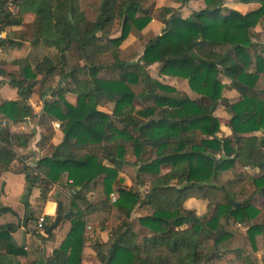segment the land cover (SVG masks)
<instances>
[{
	"label": "trees",
	"instance_id": "obj_1",
	"mask_svg": "<svg viewBox=\"0 0 264 264\" xmlns=\"http://www.w3.org/2000/svg\"><path fill=\"white\" fill-rule=\"evenodd\" d=\"M239 1L259 7L242 14L226 0H203V9L183 16L156 8V0H99L96 19L87 20L80 0H0V32L33 13V44L57 51L16 60L17 72L0 69L18 95L0 103V116L11 124L36 120L30 102L38 95L41 125L58 123L63 135L53 146L54 132L45 129L38 146L49 154L24 167V204L37 186L43 202L57 188L67 197L57 214L72 212L47 264H82L88 226L108 224V242L91 245L102 264H264V44L256 42L264 0ZM155 16L164 25L158 36L145 33ZM131 36L137 45L123 50ZM171 78L195 96L161 81ZM226 89L239 100L227 102ZM225 101L228 120L215 116ZM222 126L232 135L221 136ZM32 138L0 125V177L23 164L17 148ZM127 167L136 168L131 186ZM190 199L207 201L210 215L187 209ZM137 210L149 213L135 218ZM30 222L38 218L29 214ZM135 222L146 230L141 239ZM16 229H0V256L24 254L13 251Z\"/></svg>",
	"mask_w": 264,
	"mask_h": 264
},
{
	"label": "crops",
	"instance_id": "obj_2",
	"mask_svg": "<svg viewBox=\"0 0 264 264\" xmlns=\"http://www.w3.org/2000/svg\"><path fill=\"white\" fill-rule=\"evenodd\" d=\"M159 4H162V1L160 2L159 0ZM239 4L243 5L242 8L246 10L247 7L249 6V4L248 5H244L242 3ZM224 6L226 7V5ZM169 8H175V7H169ZM242 8L228 7V9L230 10L237 9L235 11L239 10L238 12L242 14H246L247 11L246 10L243 11ZM189 15L190 14H188L187 16ZM34 19L36 20L37 18L33 13L26 14L23 17L22 25L9 27L6 30L2 31V33L4 34V39L1 41L0 44V69L8 73L17 72L19 68L17 65L14 64V62L22 58L30 57L31 54L30 52L33 50V48L39 47L33 44L34 36H35V27L34 29H31L32 27L30 22H32ZM152 22L148 26L149 30L152 29L155 35L157 36L160 35L161 32L159 31L161 27L158 31L155 30L152 25ZM259 28H261L260 31L258 30ZM10 32H12V36ZM258 35L264 41V30L262 29L261 26L256 29V38L258 37ZM260 44H264V43H260ZM38 58H40V56H38ZM0 80L4 82L3 85L0 86V103L5 101L17 100L18 98L17 89L11 86L7 79L0 78ZM222 81L225 84H229V81L227 79H222ZM227 93L229 94V97L225 95ZM188 94L189 95L192 94L191 95L192 97L195 96L193 93H191L190 89ZM224 98L226 99L227 102L232 104L237 102L240 97L236 91L226 89L224 91ZM33 101L34 99L31 100L30 104L34 108V111L38 115V118L34 121H26L18 124L10 123L9 125L14 134L33 135L32 141L30 142L27 148H17V152L19 153L20 156L23 157V164L17 166L11 172L2 174V176L0 177V210L5 208L10 210L9 212H5L0 216V229L7 228L10 226L17 228L16 231L12 234V243L14 246L13 251L23 250L24 254L21 256H12L8 254L1 255L0 264H47L48 259L51 257L54 250L58 249L61 246L70 228L69 221H62L59 227L52 233V235H50L51 236L50 237L46 235L45 232L42 233L36 229L37 223L33 224L30 222L27 225L25 224L26 217L29 214L34 215V217L38 218V220L41 217H44L45 219L44 225L53 224L56 217L58 216L57 214L58 202L62 203L64 209H67V197L64 192L59 191L57 188L52 189L49 195V200L47 202H43L40 199L41 192L38 186L33 189L30 198L27 200L25 204L22 201V195L24 193L26 186V174L24 173V167L25 166L32 168L36 167L37 163L43 157L49 154L48 149H40L38 146V143L41 141L44 130L48 128L53 130L54 132V137L52 139L53 146H58L63 140V135L60 131V125L58 123H52V124L48 123L49 125L48 127L47 126L44 127L41 125V122L43 121V118L41 117L42 109L38 112L34 107ZM226 101L224 104H220L217 107L215 111V116L218 118L228 120L231 118L232 113L226 107V103H227ZM222 106L227 109L225 111L227 114L225 113V115L223 114L222 116L216 115ZM221 129L223 133L222 136L229 137L232 135L231 131L227 127L222 126ZM190 200H188L186 203H188ZM186 203H185V207H186ZM209 207L211 206L209 205ZM190 210H194V209H190ZM201 217H205V216H201ZM109 226L110 224H108V228L105 231H100L96 229V231L92 230L91 232L89 231L92 228L91 226H88L86 232L87 241L83 251L82 264H97L98 260L96 258V253L91 247L92 240L94 238L93 236L94 234H96V236L101 235L102 236L101 238H103V240H100L99 239L100 237H97L98 241L102 243L108 242L109 229H110ZM39 234H41V236L43 235L44 237H50V238L43 240L41 236H39ZM263 255H264V250L258 253L259 258H261Z\"/></svg>",
	"mask_w": 264,
	"mask_h": 264
},
{
	"label": "rangeland",
	"instance_id": "obj_3",
	"mask_svg": "<svg viewBox=\"0 0 264 264\" xmlns=\"http://www.w3.org/2000/svg\"><path fill=\"white\" fill-rule=\"evenodd\" d=\"M161 1H162V4H159V0H156V8L159 9V8H164V7H167V8L168 7H175L177 9H179L180 13L184 16L191 14L193 11H200L201 9L204 8V4H203L202 0H190L187 3H181L178 0H160V2ZM239 3H240L239 0H230V1L226 0L225 5H226L227 9H228V7H232V8L240 7V8H242L243 5H240ZM79 5H80L81 10L85 12L87 20H95L96 19L97 15H98V10H99V8H98L99 7V0H80ZM258 7H259L258 4L251 3L247 7V10L244 8H242V9H243V11L246 10L248 12V11L257 9ZM235 10H237V9H235ZM222 15H226V11H223ZM154 20L155 21L152 22L154 29L158 31L161 27V29L159 31V32H161L163 25H162L160 18L158 16H155ZM35 23H36L35 19L32 22H30L31 27H32V28L30 27L31 29H34V27L36 25ZM258 30L260 31L261 28H259ZM147 32H152L154 34L152 29L149 30V27H147L145 30V33H147ZM10 34L12 36V32H10ZM260 35H262V34H260ZM256 40L258 43H264L263 39L259 35L256 38ZM133 45H135V46L137 45L136 39L131 36L126 42H124V44L122 45V49L125 50V49H127ZM38 46L39 47H37V48H33V50L30 52L31 54L29 53L30 58H38V56H40V58H38V59H42L44 56H50V57L56 58L57 51H55L54 49L47 48L44 45H38ZM10 61H12V60H10ZM150 74L154 78L158 77L156 67H152L150 69ZM57 81H58V78L55 79L54 84H56ZM161 81L163 83L171 85V86H173V87H175L181 91L189 93L187 83L184 80H181V79H164ZM133 90L135 93H139L141 91L140 88H138V87L133 88ZM225 95H227L229 97L228 93ZM33 99H34V101H33L34 107L39 112L43 108V101L40 99V97L38 95H35ZM70 101L74 102V99L70 98ZM105 110L109 111V108L106 107ZM226 110L227 109L222 106L216 115H218V116H222L223 114L225 115ZM44 124H45L44 127L49 126L46 121ZM222 135H223V133L221 134V136ZM168 170H169V167L164 168V172H167ZM123 173H124L123 176H124L127 184L129 186H131L132 179L136 175V168L127 167ZM114 196L117 199V195H114ZM186 207L189 209H194L198 213V215L205 216V217L208 216L210 211H211V207H209V204L206 201H202V200H198V199L190 200L188 203H186ZM148 213H149V211H146V210H137V212L135 214V218H137L139 216L147 215ZM92 230L93 229H91L89 232H91ZM135 230L138 232L140 239L142 238V236L147 234L146 230L141 229L140 226L138 225V223H136V222H135ZM93 237H94L93 240L95 242H99L97 237H100L99 239L103 240V238H101L102 237L101 235L96 236V234H94ZM97 264H102V263L98 261Z\"/></svg>",
	"mask_w": 264,
	"mask_h": 264
},
{
	"label": "water",
	"instance_id": "obj_4",
	"mask_svg": "<svg viewBox=\"0 0 264 264\" xmlns=\"http://www.w3.org/2000/svg\"><path fill=\"white\" fill-rule=\"evenodd\" d=\"M69 18L72 20V16L70 14ZM262 193H264V189H262ZM235 207H238L239 205L234 204L233 202H231ZM72 212H69L68 214L62 216V215H58L54 221V223L52 225L49 226V228L46 231V235L50 236L52 235V233L59 227L60 223L62 221H69L71 218Z\"/></svg>",
	"mask_w": 264,
	"mask_h": 264
},
{
	"label": "built area",
	"instance_id": "obj_5",
	"mask_svg": "<svg viewBox=\"0 0 264 264\" xmlns=\"http://www.w3.org/2000/svg\"><path fill=\"white\" fill-rule=\"evenodd\" d=\"M4 39V34L2 32H0V43L1 41ZM0 125L2 127H6V126H9L10 123L9 121H7L6 119H4L2 116H0ZM111 200L112 202L114 203L116 201V198L114 195L111 196ZM44 224H45V219L44 217H41L38 222H37V226H36V229L39 231V232H44Z\"/></svg>",
	"mask_w": 264,
	"mask_h": 264
}]
</instances>
